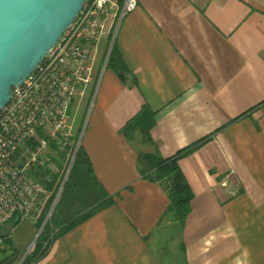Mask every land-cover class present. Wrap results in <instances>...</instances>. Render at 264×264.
Here are the masks:
<instances>
[{
	"label": "crops",
	"instance_id": "obj_1",
	"mask_svg": "<svg viewBox=\"0 0 264 264\" xmlns=\"http://www.w3.org/2000/svg\"><path fill=\"white\" fill-rule=\"evenodd\" d=\"M136 4L99 44L94 83L69 110L75 145L114 204L38 264H264V0ZM114 46L122 77L107 68ZM142 109L153 146L124 132ZM207 136L179 160L193 193L181 225L160 184L140 178L138 153L167 159ZM40 230L0 226L19 253Z\"/></svg>",
	"mask_w": 264,
	"mask_h": 264
},
{
	"label": "built area",
	"instance_id": "obj_2",
	"mask_svg": "<svg viewBox=\"0 0 264 264\" xmlns=\"http://www.w3.org/2000/svg\"><path fill=\"white\" fill-rule=\"evenodd\" d=\"M136 2L85 0L44 61L12 90L0 112V226L29 221L41 229L49 221L55 201L49 206L50 196L33 173L44 166L54 145L75 144L71 105L94 83L99 44L113 38ZM79 145L78 141L71 162ZM3 243L0 236V249Z\"/></svg>",
	"mask_w": 264,
	"mask_h": 264
},
{
	"label": "trees",
	"instance_id": "obj_3",
	"mask_svg": "<svg viewBox=\"0 0 264 264\" xmlns=\"http://www.w3.org/2000/svg\"><path fill=\"white\" fill-rule=\"evenodd\" d=\"M115 46L113 47L108 59L107 68L116 70ZM122 77V75H120ZM146 109L130 121L127 129H124L128 139L134 140V133L139 131L140 144L144 146H153L149 136V130L153 123ZM210 139L207 136L193 145L178 151L170 158H163L154 149L152 152L138 153V174L141 179L151 183H158L167 194L169 199L167 214H173L179 224L184 225L189 215L190 204L193 200V193L182 172H180L179 160ZM75 144L73 146H53L51 154L44 160V166L38 168L33 173V178L39 183L45 191L48 192L49 206L54 202L59 189L64 183L71 159L73 157ZM81 146L77 148L71 168L66 175L64 187L53 209L49 221L41 228V232L35 240V244L27 254L19 253L12 247L10 236L0 234L3 238V247L0 249V264H38L49 253L54 241L62 238L64 235L79 227L97 213L104 211L114 204V197L106 192L102 185L93 175L91 163ZM16 224V223H15ZM40 226H38V229Z\"/></svg>",
	"mask_w": 264,
	"mask_h": 264
},
{
	"label": "water",
	"instance_id": "obj_4",
	"mask_svg": "<svg viewBox=\"0 0 264 264\" xmlns=\"http://www.w3.org/2000/svg\"><path fill=\"white\" fill-rule=\"evenodd\" d=\"M84 2L0 0V112L9 103L12 90L24 83L58 43Z\"/></svg>",
	"mask_w": 264,
	"mask_h": 264
},
{
	"label": "rangeland",
	"instance_id": "obj_5",
	"mask_svg": "<svg viewBox=\"0 0 264 264\" xmlns=\"http://www.w3.org/2000/svg\"><path fill=\"white\" fill-rule=\"evenodd\" d=\"M98 83V82H97ZM96 83V84H97ZM96 89H97V85H96V87H95V89H94V93H93V96L95 95V93H96ZM92 97V96H91ZM94 98V97H93Z\"/></svg>",
	"mask_w": 264,
	"mask_h": 264
}]
</instances>
